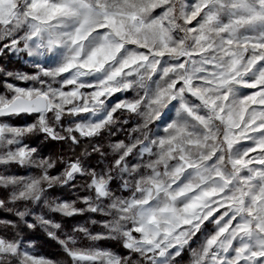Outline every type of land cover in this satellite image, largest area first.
Listing matches in <instances>:
<instances>
[{
    "label": "clouds",
    "instance_id": "obj_1",
    "mask_svg": "<svg viewBox=\"0 0 264 264\" xmlns=\"http://www.w3.org/2000/svg\"><path fill=\"white\" fill-rule=\"evenodd\" d=\"M13 2L3 7L17 15L0 24V264H264V164L253 162L264 152L249 155L264 133L245 127L256 109L241 114L248 81L264 71H243L251 50L235 49L240 75L225 88L193 85L208 89L201 99L174 82L186 69L202 79L193 70L206 58L227 70L233 57L219 52L215 33L216 49L203 55H153L107 31L76 39L75 18L39 25L26 15L31 0ZM196 2L164 0L159 14L141 13L137 23L158 30L152 47H161L162 29L169 46L195 53L210 13L214 28L238 18L220 0L192 31ZM246 2L264 10V0ZM261 34V23L235 28L240 41ZM133 55L143 59L125 65ZM48 88L59 107L44 101L36 111V94L25 90Z\"/></svg>",
    "mask_w": 264,
    "mask_h": 264
},
{
    "label": "snow or ice",
    "instance_id": "obj_2",
    "mask_svg": "<svg viewBox=\"0 0 264 264\" xmlns=\"http://www.w3.org/2000/svg\"><path fill=\"white\" fill-rule=\"evenodd\" d=\"M27 2V0H25ZM164 0H121L120 7L116 10H112L108 7L107 3H103L102 0H31L29 4L30 11L26 15L38 22L39 25H48L51 22L62 18H75L80 24V27L76 31V39H83L82 33L87 31L96 32H109L115 35L117 38L126 40L129 44L136 45L142 49L143 52H152L153 55H163L165 53H173L180 55L182 58L187 55L200 56L210 50L216 49V42L211 40V34L215 33L220 37L219 52L224 57H233L229 62L227 70H224L222 63L217 64L215 57L211 59L206 58L202 61V67L195 68L193 71L202 77V79L194 80L193 72L187 71L186 65L182 62L181 67L186 69V75L181 76L174 83L177 87L182 83L188 91L201 99L205 98L207 88H201L200 86L206 83H211L216 86L217 89L225 88L231 81L240 75L237 71L241 65V60L235 58V49L240 47L247 50H251V54L247 56V66L243 69L244 72L255 70L258 66H264V34L247 37L243 41L235 37V28L242 23L247 24H264V10L257 11L254 8L249 7L246 0H230V4L234 12L230 15H238L235 23L224 26L211 27L210 24L215 23L216 16L209 14V23L200 27L199 35L195 37L197 43L202 46L195 53H185L181 47H171L168 44L166 33L161 29L159 30V40L161 47L155 49L152 47L156 42L157 27L155 25L146 26L142 23H137L141 18V13L148 11L150 8H156L154 14H159L162 9L156 7L158 3H163ZM192 2V0H190ZM10 4L15 7L13 0H0V24L9 23V21L17 15L13 10V7L5 8L3 5ZM223 7L220 0H197L195 3V10L188 17L187 23L190 30L196 31L194 24L201 12L211 7ZM99 17L103 18L102 23H97ZM95 25V27H92ZM11 27V24H9ZM34 31L41 32L43 29L33 26ZM143 33V34H142ZM149 33L151 35H149ZM35 39V36L32 37ZM55 41V38L50 36L48 38V44L51 46ZM151 41V44L149 43ZM0 47H3L0 45ZM5 52L7 48L3 49ZM104 46L93 52L92 55L85 61V64H90L96 57L97 52H103ZM143 59L142 56L133 55L124 62L126 65L129 60L135 61ZM71 67V65H68ZM61 72L64 69H60ZM119 71V69L117 70ZM168 71H176V67L172 66ZM235 74V76L233 75ZM71 87V83L65 85V91ZM54 89H35L25 90V95L31 98L34 94L37 96L36 111H42L46 105L44 101H47V108L59 107L58 104L53 102V98L50 93L54 92ZM247 95L241 101V114L246 113L249 107L256 109L255 118L247 125L248 129H254L255 133H264V71L248 81ZM57 94V98H58ZM30 103L32 101L30 100ZM255 126V127H254ZM253 131H249L248 135H253ZM35 147V145H32ZM258 152H264V142H261L257 147L250 150V156H256ZM254 163L264 164V160H255ZM238 164L244 163V161H237ZM33 184L28 185V190L33 189ZM211 193H205V196ZM23 195V193H21Z\"/></svg>",
    "mask_w": 264,
    "mask_h": 264
},
{
    "label": "rangeland",
    "instance_id": "obj_3",
    "mask_svg": "<svg viewBox=\"0 0 264 264\" xmlns=\"http://www.w3.org/2000/svg\"><path fill=\"white\" fill-rule=\"evenodd\" d=\"M33 142H36V141H33ZM41 150L46 153V152L52 150V148H46V149L42 148ZM13 174H16V175H25L26 172L24 170H22V169H18L17 168V169L14 170V173ZM0 191H2V190H0ZM63 195L65 196L64 193H63Z\"/></svg>",
    "mask_w": 264,
    "mask_h": 264
},
{
    "label": "trees",
    "instance_id": "obj_4",
    "mask_svg": "<svg viewBox=\"0 0 264 264\" xmlns=\"http://www.w3.org/2000/svg\"><path fill=\"white\" fill-rule=\"evenodd\" d=\"M32 143H33V145L36 144V142H32ZM43 148L44 149H46V148H52V150H54L56 148V144L55 143H52V144H49V145L44 146ZM63 193L65 194V197L66 198L71 197V193L70 192L64 191Z\"/></svg>",
    "mask_w": 264,
    "mask_h": 264
}]
</instances>
